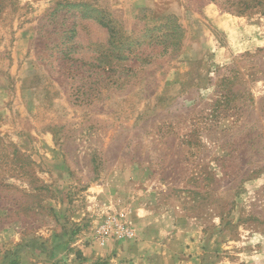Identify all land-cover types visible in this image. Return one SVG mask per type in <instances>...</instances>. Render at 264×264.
Returning <instances> with one entry per match:
<instances>
[{
  "label": "rangeland",
  "instance_id": "obj_1",
  "mask_svg": "<svg viewBox=\"0 0 264 264\" xmlns=\"http://www.w3.org/2000/svg\"><path fill=\"white\" fill-rule=\"evenodd\" d=\"M58 1L0 0V80L35 88L2 96L0 264H194L196 231L264 264V16Z\"/></svg>",
  "mask_w": 264,
  "mask_h": 264
},
{
  "label": "crops",
  "instance_id": "obj_2",
  "mask_svg": "<svg viewBox=\"0 0 264 264\" xmlns=\"http://www.w3.org/2000/svg\"><path fill=\"white\" fill-rule=\"evenodd\" d=\"M30 75H28V76H26V77H21V79L20 80H18V78H17V81H18V85H17V89H16V86H15V88H14V91H11L12 93H8V87H7V84H2V82H1V80H0V112L1 111H6V112H4L3 114H4V117L5 118H7V119H13L12 117L14 116V118L15 117H19V116H26L25 115V106L22 104L21 105V108L19 109V111L17 110V107L15 108V110H13V111H10V110H8V108H7V106H2V100H3V98H2V96H4V95H6V93H7V95L9 94V96L12 94V96L14 97L15 95H19L20 97L21 96H25V93H27L28 92V94H33V92H35V88L33 87H29V88H27L25 85H24V83H25V81H27V80H29L30 79V77H29ZM25 86V87H24ZM16 89V90H15ZM10 91V90H9ZM16 91V92H15ZM15 92V93H14ZM17 101H18V99L17 100H15L14 101V104H17ZM18 113H19V115H18ZM1 116V115H0ZM20 118V117H19ZM0 120H1V117H0ZM44 138V140H45V142L47 143V142H49V139L46 137H43ZM145 216V215H144ZM195 235L193 236V239H192V241L191 242H193V244H192V248H194V249H196V247L197 246H200V248H206V250L205 251H202L201 253H196V256L194 255V259H195V262H197V264H203L202 263V261L201 260H203V258L205 257V255L204 254H207V257H209V259L211 260V257H212V250H214L215 249V247L214 246H212L211 244H212V242H213V237H214V234L213 233H211V232H209V233H207V234H205V233H203V232H200L199 234L197 233V231H196V233H194ZM248 234H250L248 237L247 236H244V239H246V238H253V237H257V236H259V237H262L263 235H261V234H258L257 232H253V233H248ZM202 235V236H201ZM215 240V239H214ZM140 243V242H139ZM136 245V244H135ZM255 247V246H254ZM116 250H117V248H116ZM18 252H16V256L17 255H20L21 256V254H23L22 252H21V249L19 248L18 250H17ZM23 251V250H22ZM140 252V251H139ZM121 253H123V251L121 250ZM117 256H119V254H116ZM132 260H133V262L132 261H130V262H128L127 264H138V263H140V262H142V261H145V260H143V259H141V257H142V255L140 254V253H138V249H133V252H132ZM143 256H145V255H143ZM25 258V255H23L22 256V262L20 261V263H22V264H26L25 262H24V259ZM213 260V259H212ZM118 262H119V260H117ZM195 262H194V264H195ZM211 263V261H209V263L208 264H210ZM119 264V263H118ZM120 264H122V263H120Z\"/></svg>",
  "mask_w": 264,
  "mask_h": 264
},
{
  "label": "trees",
  "instance_id": "obj_3",
  "mask_svg": "<svg viewBox=\"0 0 264 264\" xmlns=\"http://www.w3.org/2000/svg\"><path fill=\"white\" fill-rule=\"evenodd\" d=\"M212 3L217 4L221 9L226 10L235 14H244L246 15L248 11L251 10H259L260 13L264 16V0H244V5H240L243 0H206ZM81 5V8H84L88 4H79L77 1L72 0H62L57 2V7L61 8V6H75ZM244 6V9H243ZM236 8V9H235ZM16 149H14L15 153Z\"/></svg>",
  "mask_w": 264,
  "mask_h": 264
},
{
  "label": "built area",
  "instance_id": "obj_4",
  "mask_svg": "<svg viewBox=\"0 0 264 264\" xmlns=\"http://www.w3.org/2000/svg\"><path fill=\"white\" fill-rule=\"evenodd\" d=\"M130 234L132 235V233L130 232Z\"/></svg>",
  "mask_w": 264,
  "mask_h": 264
}]
</instances>
